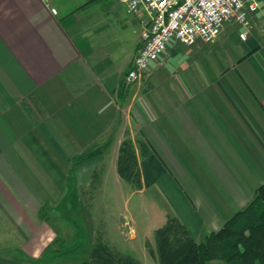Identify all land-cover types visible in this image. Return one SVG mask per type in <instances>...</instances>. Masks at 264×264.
Returning a JSON list of instances; mask_svg holds the SVG:
<instances>
[{
    "label": "crops",
    "instance_id": "1",
    "mask_svg": "<svg viewBox=\"0 0 264 264\" xmlns=\"http://www.w3.org/2000/svg\"><path fill=\"white\" fill-rule=\"evenodd\" d=\"M257 4L245 38L230 20L237 26L211 40L171 39L127 82L144 9L128 13L121 0H0V264H49L37 259L62 245L51 244L59 225L75 224L78 235L77 215L63 208L84 201L67 199L72 189L92 192L89 217L102 225L94 241L142 264H160L148 247L155 250L154 229L168 214L199 240L252 198L264 180V0ZM125 137L139 187L117 170ZM110 173L123 193L113 237L126 249L104 236V200H91L114 196L105 194ZM150 188L156 200L148 202ZM18 243L30 260L10 257L7 245Z\"/></svg>",
    "mask_w": 264,
    "mask_h": 264
},
{
    "label": "trees",
    "instance_id": "2",
    "mask_svg": "<svg viewBox=\"0 0 264 264\" xmlns=\"http://www.w3.org/2000/svg\"><path fill=\"white\" fill-rule=\"evenodd\" d=\"M95 151L81 153L76 161ZM117 170L132 186H141L135 148L128 137L119 144ZM71 185L74 186L72 182ZM80 194L72 189L66 192V197L74 201ZM66 213L72 215L69 211ZM78 226L79 238L76 242L47 248L37 260L43 258L46 263L55 261L61 264H142L138 257L119 250L99 237L84 256L76 260L71 258V251L76 252L83 244L81 238L84 232H81L80 223ZM154 239L155 250L150 246L148 249L160 264H206L213 259H223L227 264H264V180L255 187L254 195L243 207L216 229L203 233L199 240L191 237L173 214H168L165 222L154 229Z\"/></svg>",
    "mask_w": 264,
    "mask_h": 264
},
{
    "label": "built area",
    "instance_id": "3",
    "mask_svg": "<svg viewBox=\"0 0 264 264\" xmlns=\"http://www.w3.org/2000/svg\"><path fill=\"white\" fill-rule=\"evenodd\" d=\"M125 11L147 12L140 31L141 46L132 59L124 78L131 82L140 77L151 60L157 59L171 39L184 44L216 37L225 21L236 20L244 29L245 38L251 28L250 14L258 7L257 0H121ZM56 12V8L51 6Z\"/></svg>",
    "mask_w": 264,
    "mask_h": 264
},
{
    "label": "rangeland",
    "instance_id": "4",
    "mask_svg": "<svg viewBox=\"0 0 264 264\" xmlns=\"http://www.w3.org/2000/svg\"><path fill=\"white\" fill-rule=\"evenodd\" d=\"M223 25H227V27H230V28H233V27L237 26L236 22H232V21H225L223 23ZM245 173H246V177L248 178V180L250 182H254L256 177H253L249 173L248 170H246ZM260 173L264 177V169H263V173H262L261 170H260ZM122 185L123 186H127L124 182H122ZM120 188H121V186L119 185L118 182L115 181L113 174H111V175L108 176L107 183L105 185V190L109 189V192L107 191V192H105V194L106 195H111V194L114 193V196L107 197V198L105 197V199H104L102 197L104 195V193H100L102 195L101 197L99 196V198H97V194H96L95 197L92 198L91 200H92V202L96 201V200H98V201L99 200H101V201L104 200V203H105L104 206L105 207L102 208V210L105 212V215H104L105 226L104 227H105L106 231H103V232H105L104 236L106 237V235H107L109 238L114 239V243L118 247H123V248L126 249L127 246L123 243V241L121 239L117 238L116 236L113 237V235L115 234L113 232V228H115V225L113 224V221H114V218H115V214L118 213V212L122 214V211H123L122 210L123 193L120 192L121 191ZM127 192H128V188L124 187V193L127 194ZM65 193L66 192H64V194ZM91 193H88V191L87 192L83 191L80 194L82 196V199L84 200V201L82 200L83 202H79L78 203V206H81L80 208L79 207H75V206H73L72 208L63 207V208H66V209H64V211L71 212L72 216L74 218L77 215L76 220H78L80 222V224H81V226L83 228V229H81V232H84V235L81 238L82 241H83V244L80 245V247L76 250V252L73 250L74 248L72 249L73 251H71V253H70L71 258H75V257L79 258V257L84 256L87 253L88 249L90 248L91 244L94 242V238H95L96 233H97V231H96L97 228L101 227V229H102V225L99 224V220L96 221V219H92L91 217H89L90 216L89 213H90V211L92 212V208H91V203L88 204L87 198L85 196L89 194V196L91 197ZM94 193H96V192L94 191ZM85 200H86V202H85ZM144 200H147L148 202L156 200L155 197H154L153 188H150L149 191H147L145 193ZM66 204H68V202ZM62 221L64 222L65 219H63ZM59 227H60V231L57 232L55 238L52 240V242H51L52 246H58L61 243H62V245H64L65 242L73 243V242H76L77 238H79L78 236H75L76 235L75 234V232H76L75 224H73V223H71V224L64 223V224H60ZM128 228L129 227H128V223H127V228L125 229V231L128 232ZM13 244H17V241L16 242L12 241V245ZM18 245H19V248L14 247L16 245H14V246H10V244L7 245L8 246L7 251L10 248H12V249H10L8 251L10 253V255H11L10 257L14 258L15 260L18 259V258H23L26 261L30 260V257L26 254V252L22 251L20 249L21 245L19 243H18ZM3 249L6 252L5 248H3ZM135 249L137 250V251L136 250L135 251L137 252L138 256L143 258L142 253L136 247H135ZM42 260H43V258L40 261H42ZM50 263L51 264H54V263L56 264L57 262L51 261ZM156 263L159 264L158 262H156ZM206 264H227V262L224 261L223 259H213V260L208 261Z\"/></svg>",
    "mask_w": 264,
    "mask_h": 264
}]
</instances>
